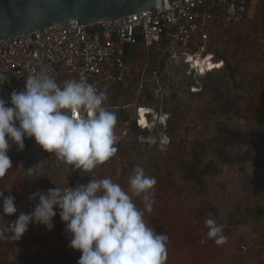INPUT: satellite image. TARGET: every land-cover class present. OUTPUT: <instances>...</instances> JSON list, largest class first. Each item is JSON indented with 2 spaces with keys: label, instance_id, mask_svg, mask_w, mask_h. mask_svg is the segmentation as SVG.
I'll return each instance as SVG.
<instances>
[{
  "label": "rangeland",
  "instance_id": "374dc122",
  "mask_svg": "<svg viewBox=\"0 0 264 264\" xmlns=\"http://www.w3.org/2000/svg\"><path fill=\"white\" fill-rule=\"evenodd\" d=\"M252 25L257 24L247 22L242 36L215 47V59L222 58L224 66L198 81L186 75L181 60L132 53L127 80L113 87L107 102L119 106L108 109L117 116V151L91 172L72 170L34 138H25L24 150L0 176V191L14 196L17 207L11 216L0 215L5 237L0 239V264H77L81 252L68 246L71 237L58 209L51 230L29 223L19 240L11 239L8 224L33 211L39 197H30L36 192L67 191L93 178H110L127 191L137 166L156 180L150 211L142 197L133 201L149 227L168 236L164 264H217L220 250L226 255L223 261L217 258L219 264H250V252L264 243V47L257 45L263 34ZM141 107L149 110L147 127L139 124ZM221 129L227 137V130L236 133L229 143L241 158L235 163L220 162L213 153ZM201 155L202 164L215 162L220 171L196 186L185 179L184 168ZM209 218L222 227L223 243L208 238Z\"/></svg>",
  "mask_w": 264,
  "mask_h": 264
},
{
  "label": "clouds",
  "instance_id": "9594fccd",
  "mask_svg": "<svg viewBox=\"0 0 264 264\" xmlns=\"http://www.w3.org/2000/svg\"><path fill=\"white\" fill-rule=\"evenodd\" d=\"M7 79L0 73V85ZM104 101V94L84 79L59 84L47 73L30 75L25 89L13 90L10 101L0 98V176L12 167L11 145L23 151L25 138H34L72 170L91 172L104 164L117 151V116L104 107ZM155 184V178L137 166L127 191L110 178H93L67 191L55 187L36 192L30 197H39L33 211L20 213L8 224V232L12 240H19L29 223L51 230L58 209L71 237L68 246L81 252L77 264H164L168 236L149 227L144 211L133 201L134 196L142 197L150 211ZM0 198V215L17 212L14 196L4 197L0 191ZM205 227L209 239L224 242L222 227L213 219H207Z\"/></svg>",
  "mask_w": 264,
  "mask_h": 264
},
{
  "label": "built area",
  "instance_id": "2783aa9c",
  "mask_svg": "<svg viewBox=\"0 0 264 264\" xmlns=\"http://www.w3.org/2000/svg\"><path fill=\"white\" fill-rule=\"evenodd\" d=\"M252 5L259 8L258 34L264 36V0H175L151 12L90 25L54 23L0 38V73L8 77L0 98L10 101L11 82L43 72L59 84L84 79L104 94L107 110L119 109L107 102L113 87L128 78L130 52L181 60L186 75L198 81L223 66L215 47L245 33ZM18 152L12 144V161Z\"/></svg>",
  "mask_w": 264,
  "mask_h": 264
},
{
  "label": "water",
  "instance_id": "95a60500",
  "mask_svg": "<svg viewBox=\"0 0 264 264\" xmlns=\"http://www.w3.org/2000/svg\"><path fill=\"white\" fill-rule=\"evenodd\" d=\"M175 0H0V38L54 23L90 25L154 11Z\"/></svg>",
  "mask_w": 264,
  "mask_h": 264
},
{
  "label": "trees",
  "instance_id": "16d2710c",
  "mask_svg": "<svg viewBox=\"0 0 264 264\" xmlns=\"http://www.w3.org/2000/svg\"><path fill=\"white\" fill-rule=\"evenodd\" d=\"M255 26L256 25H252V29L255 30V32L257 30L259 32V28H257V27L255 28ZM247 33H248V35H252L251 32H247ZM248 38H251V37L249 36ZM232 41L233 40H231V42ZM256 44H257V42H256ZM257 45L258 46L261 45V46L264 47V36H262V38H261V43L257 44ZM132 53L133 52H130L128 54V56H127L128 57V61H130ZM156 54L158 56L162 57L163 61L165 60L166 57L162 56L160 54V52H156ZM219 59L223 61L222 58H219ZM223 66H224V61H223ZM222 67L217 69V70L222 69ZM229 69H230V71L232 73H234V70H235L234 68L229 66ZM217 70H215V71H217ZM215 71L209 72L202 79L207 78L208 76L212 75V73H214ZM133 128H136V129L138 128L136 122H133ZM222 130L223 129L220 130V134L215 139V142H214L215 146L213 148V151H214L213 153L216 154V156H217V158H218V160L220 162H225V163H230V164L235 163L237 160H240L241 158L238 155L235 156V154H233L229 150V143L232 142V141L234 142L236 133L233 130H227L226 134L227 133L229 134V136L227 137V136L223 135V133H221ZM125 134H126V132L124 133V135ZM48 154L51 155L54 159L56 158L54 154H50V153H48ZM202 161H203V156L201 155L200 158H194V161H192L190 163L187 162L185 164V168H184V177H185V179L195 183L196 186L205 185V181L204 180L209 175V173L210 174H216V173H218L220 171L218 165L215 162L208 161L207 163L202 164ZM211 168L213 170H211Z\"/></svg>",
  "mask_w": 264,
  "mask_h": 264
},
{
  "label": "crops",
  "instance_id": "0c3cea01",
  "mask_svg": "<svg viewBox=\"0 0 264 264\" xmlns=\"http://www.w3.org/2000/svg\"><path fill=\"white\" fill-rule=\"evenodd\" d=\"M250 21L251 22H255L257 25L260 24L259 20H260V15H259V8H257L256 6L252 5L251 9H250ZM256 25V26H257ZM12 88L16 91H22L25 88V81H13L11 82ZM20 152V151H19ZM18 152V153H19ZM18 153L16 155H18ZM15 155V156H16ZM14 156V157H15ZM13 157V159H14ZM260 246V247H259ZM221 251V254H219V251L217 252L218 255H216V257L218 258L219 261H223L224 257H225V253ZM257 251V252H256ZM256 251L254 249L253 253L250 252V255L248 257V262H250V264H264V243H260V245L257 246ZM24 249L22 250V254H23ZM217 258H215V261L218 263ZM25 259L24 254L22 255V260ZM18 264H21V262H18Z\"/></svg>",
  "mask_w": 264,
  "mask_h": 264
},
{
  "label": "bare ground",
  "instance_id": "6f19581e",
  "mask_svg": "<svg viewBox=\"0 0 264 264\" xmlns=\"http://www.w3.org/2000/svg\"><path fill=\"white\" fill-rule=\"evenodd\" d=\"M149 110L145 107H141L138 112L140 126H148L147 113Z\"/></svg>",
  "mask_w": 264,
  "mask_h": 264
}]
</instances>
